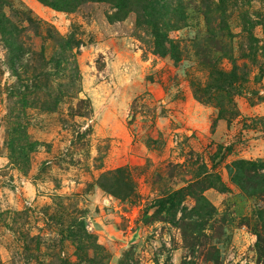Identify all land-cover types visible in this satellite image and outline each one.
Listing matches in <instances>:
<instances>
[{"label":"rangeland","instance_id":"1","mask_svg":"<svg viewBox=\"0 0 264 264\" xmlns=\"http://www.w3.org/2000/svg\"><path fill=\"white\" fill-rule=\"evenodd\" d=\"M3 1L28 88L0 37V264H264V171L229 173L264 165V0L161 26L174 56L133 7Z\"/></svg>","mask_w":264,"mask_h":264},{"label":"trees","instance_id":"2","mask_svg":"<svg viewBox=\"0 0 264 264\" xmlns=\"http://www.w3.org/2000/svg\"><path fill=\"white\" fill-rule=\"evenodd\" d=\"M42 3H45L53 8L60 9L62 11H67L71 9H76L82 3L85 2H99V1H108L110 2L117 10L121 9H131L137 15V21L140 25H151L156 29V51L160 54L170 53L171 56L176 55V48L172 45L171 42L167 41L164 33H162L160 27L167 26L169 28H180V26L187 25L189 19H196L198 16H202L204 23L210 22V16L219 12V18L222 19V10L225 9V2L227 0H39ZM133 5V6H132ZM7 6L6 2L0 0V37L6 47L8 52V67L17 79V82H20L21 87L27 89L28 86L22 83V74L25 72L26 66H23L21 60L24 55H26L25 50L22 48V45L19 41L20 30L19 28L11 22L9 18L4 14L3 8ZM191 12L188 14V12ZM213 18V16H212ZM263 22H255L252 26H248L247 29L253 28L255 24L259 25ZM167 24V25H166ZM245 28V27H244ZM50 39L54 43L55 50L50 57V61L54 65V68L60 69V71L68 70L67 66H70L69 63L71 58H74L75 52L74 49L78 48V45L74 42L72 37L67 38H56L50 36ZM169 45V48H166L165 44ZM33 59L34 66L35 63L38 65L35 68H32L31 78H39L44 75L42 71L43 67V57L44 54L38 53ZM70 58V59H69ZM175 58V57H174ZM46 62V61H45ZM70 64V65H69ZM74 66V65H73ZM75 69V70H74ZM69 72V85L71 87L76 83V67H73L72 71ZM21 94V93H20ZM23 95V94H21ZM245 167H248L245 169ZM264 171V165L261 168H258L251 163L246 162H236L233 164L232 168L229 169L230 175L234 176L236 179V184L240 189L243 190L244 186L239 183L235 174L240 177L241 170H251L253 178H249V182L254 183L258 182L255 172L256 170ZM257 189L253 186L251 190L252 195H256Z\"/></svg>","mask_w":264,"mask_h":264}]
</instances>
